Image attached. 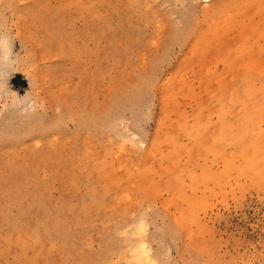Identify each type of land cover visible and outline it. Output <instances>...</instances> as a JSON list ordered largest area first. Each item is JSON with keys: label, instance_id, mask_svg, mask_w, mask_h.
<instances>
[{"label": "rangeland", "instance_id": "rangeland-1", "mask_svg": "<svg viewBox=\"0 0 264 264\" xmlns=\"http://www.w3.org/2000/svg\"><path fill=\"white\" fill-rule=\"evenodd\" d=\"M263 150L264 0H0V264H264Z\"/></svg>", "mask_w": 264, "mask_h": 264}, {"label": "bare ground", "instance_id": "bare-ground-1", "mask_svg": "<svg viewBox=\"0 0 264 264\" xmlns=\"http://www.w3.org/2000/svg\"><path fill=\"white\" fill-rule=\"evenodd\" d=\"M257 71H258V70H257ZM261 71H262V70H261ZM254 97H255V96H254ZM263 151H264V150H263ZM253 155H254V154H253ZM260 155H261V154H260ZM260 157H261V156H260ZM252 158H253V156H252ZM262 158H263V157H262ZM262 158H261V159H262ZM253 159H254V158H253ZM258 159H259V157H258ZM259 160H260V159H259ZM259 160H258V161H259ZM256 161H257V158H256ZM256 161H255V162H256ZM260 162H262V161H260ZM260 162H259V163H260ZM262 163H263V162H262ZM261 165H263V164H261ZM91 173H92V172H91ZM65 193H66V192H65ZM141 228H142V227H141ZM139 229H140V228H139ZM140 230H141V229H140ZM129 231H130V230H129ZM132 234H133V233H132ZM138 234H139V233H138ZM124 235H125V234H124ZM124 238H126V237H124ZM127 239H128V237H127ZM130 249H131V248H130ZM134 249H136V248H134ZM138 250H140V248H138ZM142 250H143V249H142ZM72 252H73V251H72ZM138 252H139V251H138ZM138 252H137V253H138ZM140 252H141V251H140ZM140 252H139V253H140ZM139 253H138V255L140 256L141 261H143L145 264L150 263L149 258L147 257L148 255L145 254V249L140 253V254H142V255H140ZM134 254H135V253H134ZM135 255H137V254H135ZM138 255H137V257H138ZM149 256H150V254H149ZM133 257H134V256H133ZM137 257H136V260H138ZM140 258H139V259H140ZM133 259H134V258H133ZM152 260H153V258H152ZM133 261H134V260H133ZM143 262H142V263H143ZM136 263H138V261H137ZM144 263H143V264H144ZM140 264H141V263H140ZM150 264H152V263H150Z\"/></svg>", "mask_w": 264, "mask_h": 264}, {"label": "trees", "instance_id": "trees-1", "mask_svg": "<svg viewBox=\"0 0 264 264\" xmlns=\"http://www.w3.org/2000/svg\"><path fill=\"white\" fill-rule=\"evenodd\" d=\"M14 82H15V81H14V80H12V84H14Z\"/></svg>", "mask_w": 264, "mask_h": 264}]
</instances>
